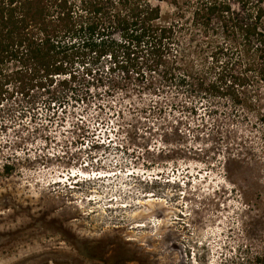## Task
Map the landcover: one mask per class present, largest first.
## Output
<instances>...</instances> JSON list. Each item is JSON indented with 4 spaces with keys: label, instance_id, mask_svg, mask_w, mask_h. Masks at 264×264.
<instances>
[{
    "label": "rangeland",
    "instance_id": "1",
    "mask_svg": "<svg viewBox=\"0 0 264 264\" xmlns=\"http://www.w3.org/2000/svg\"><path fill=\"white\" fill-rule=\"evenodd\" d=\"M152 4L183 25L171 82L162 67L110 71L105 57L97 81L72 70L75 98L60 107L36 89L0 103V264H259L264 129L196 85L215 76L222 41L190 30L185 9ZM259 97L264 111V85ZM106 229L117 236L83 241Z\"/></svg>",
    "mask_w": 264,
    "mask_h": 264
},
{
    "label": "trees",
    "instance_id": "2",
    "mask_svg": "<svg viewBox=\"0 0 264 264\" xmlns=\"http://www.w3.org/2000/svg\"><path fill=\"white\" fill-rule=\"evenodd\" d=\"M153 2H165L178 14L185 9L190 30L222 41L211 54L215 76L202 74L196 85L229 100L235 114L255 115L264 129L259 97L264 85V0H0V103L7 96L28 98L36 89L47 95L48 109L60 107L67 93L75 98L72 70L81 66L86 77L97 81L94 68L105 57L113 65L110 71L128 73L143 64L148 71L162 67L161 78L171 82L180 68L171 60V46L183 25L177 15L161 22V7ZM116 31L120 44L112 39ZM117 52L123 54L122 64ZM135 73L143 80L141 72ZM179 76L184 83L186 75ZM57 78L61 91L50 89ZM257 259L264 264V252Z\"/></svg>",
    "mask_w": 264,
    "mask_h": 264
},
{
    "label": "bare ground",
    "instance_id": "3",
    "mask_svg": "<svg viewBox=\"0 0 264 264\" xmlns=\"http://www.w3.org/2000/svg\"><path fill=\"white\" fill-rule=\"evenodd\" d=\"M66 187V186H65ZM145 198H147V197H145ZM116 209V208H115ZM66 213V212H65ZM105 212H103V214H104ZM91 215V213L90 214H88V216H90ZM69 215H68V213H66V217H68ZM53 219H50V221H52ZM147 226V224L146 225H144V226H142L141 225V227H146ZM140 226H137V228H139ZM133 228H135V227H133ZM88 230H89V236H93L91 233L92 232H94V231H98L99 230V226H94V225H92L90 228H88ZM109 232H112L111 230H109L108 231V229H106V230H103V232H101L98 236H97V239L96 240H94V238H92V237H89V238H87V237H85V238H83V241H88V242H91V241H94V242H96V243H107V242H109L110 240H113L114 238H112V236H113V234H110ZM117 235H114L113 237H116ZM98 241V242H97ZM100 241V242H99Z\"/></svg>",
    "mask_w": 264,
    "mask_h": 264
}]
</instances>
